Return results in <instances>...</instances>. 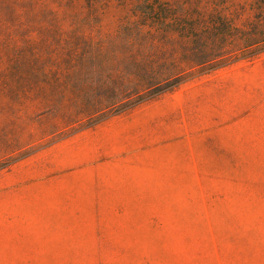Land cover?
Returning a JSON list of instances; mask_svg holds the SVG:
<instances>
[{"label":"rangeland","instance_id":"obj_1","mask_svg":"<svg viewBox=\"0 0 264 264\" xmlns=\"http://www.w3.org/2000/svg\"><path fill=\"white\" fill-rule=\"evenodd\" d=\"M0 170V264H264V53Z\"/></svg>","mask_w":264,"mask_h":264},{"label":"trees","instance_id":"obj_2","mask_svg":"<svg viewBox=\"0 0 264 264\" xmlns=\"http://www.w3.org/2000/svg\"><path fill=\"white\" fill-rule=\"evenodd\" d=\"M264 53V0H0V170Z\"/></svg>","mask_w":264,"mask_h":264}]
</instances>
